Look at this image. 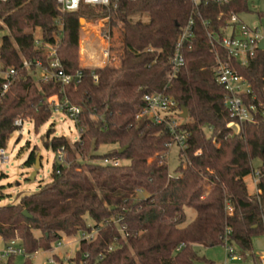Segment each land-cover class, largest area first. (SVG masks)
Segmentation results:
<instances>
[{
    "label": "trees",
    "instance_id": "16d2710c",
    "mask_svg": "<svg viewBox=\"0 0 264 264\" xmlns=\"http://www.w3.org/2000/svg\"><path fill=\"white\" fill-rule=\"evenodd\" d=\"M246 10L247 0H199L196 5L191 0H110L107 7L82 4L76 12L62 11L54 0L0 1V29L7 30L0 43V67L16 72L0 101V148L18 129L13 124L17 116L30 120L35 131L48 121L49 97L66 98L80 108L78 140L69 144L64 136H54L44 142L64 159L53 165L51 181L15 204L0 206V237L23 246L20 264H35L31 254L51 251L63 237L94 230L91 240H79L73 257L63 262L53 255L55 262L215 264L198 255L195 246L221 245L225 227L238 250L252 251L251 239L264 236V116L238 123L230 117L214 71L217 58L227 62L249 83L245 101L264 105V50L241 65L223 48L212 47L207 36L219 35L232 14ZM112 14L123 24L121 65L80 66L79 18ZM190 19L191 37L182 48L185 67L173 74L170 59ZM56 21L60 35L55 39ZM45 44L55 46L64 73L80 72V77L66 85L35 79L36 62L47 67L52 59ZM146 93L170 95L180 114L183 107L187 111L185 119L179 114L177 130L189 136L186 148L178 151L174 174L166 164L174 143L167 121L136 118ZM102 145L112 147L101 153ZM35 157L32 150L24 164L34 165ZM105 157L122 163H97ZM254 159L259 160L260 193L250 192L246 182ZM186 209L194 213L189 220ZM17 257L12 254L0 264H16Z\"/></svg>",
    "mask_w": 264,
    "mask_h": 264
},
{
    "label": "rangeland",
    "instance_id": "374dc122",
    "mask_svg": "<svg viewBox=\"0 0 264 264\" xmlns=\"http://www.w3.org/2000/svg\"><path fill=\"white\" fill-rule=\"evenodd\" d=\"M238 16L244 25L252 29L256 28L258 35L264 37V0H247V10L241 12ZM107 17L106 19L97 20L79 18L81 35L78 42L77 56L80 66L91 68L115 67L119 63L123 50V24L113 14ZM142 19L146 20V17H142ZM113 25L116 26L117 31L113 30ZM101 33L108 34V40H102ZM6 34L7 30L5 28L0 29V43L2 37ZM106 47L109 50L107 58L102 55V49ZM114 56L119 59L113 61ZM38 77L37 72L34 78L38 79ZM51 112V117L37 131L34 130L30 120H23L22 126L10 135L4 147L8 161L0 166V206L15 204L19 202L21 197L38 192L41 186L51 181L52 167L54 164L59 163L57 159L59 153L45 147V141L54 136H64L69 144L78 140L79 131L74 119L60 110L51 108ZM161 114L171 115L178 122H181L179 111L162 112ZM233 128L235 129V127ZM111 147V145H102L99 152H105ZM32 150H35L36 155L40 156V167L37 169L34 178L30 179L34 167L33 165L26 166L24 163ZM178 151V145L173 143L166 153V164L170 174H174L178 165ZM258 165L259 160L254 159L252 161L254 171H256ZM246 182L248 190L250 192L255 191L251 175L246 177ZM185 213L187 220L194 214L190 209H186ZM86 222L88 225L92 224L89 217H86ZM35 233L39 236L38 232ZM81 236L80 233H77L72 237H63L59 247L53 248L52 251L38 250L37 254L31 256V260L35 264H50L48 259L56 255L63 262H66L68 258L74 256ZM251 242L252 251L243 252L239 250L245 256L240 261L226 262L225 250L222 245L212 247L195 246V250L198 255L204 256L215 264H255L257 256L264 253V236H255L251 239ZM251 253H254L255 261L251 259ZM22 258V256L17 257L16 264H20Z\"/></svg>",
    "mask_w": 264,
    "mask_h": 264
},
{
    "label": "built area",
    "instance_id": "2783aa9c",
    "mask_svg": "<svg viewBox=\"0 0 264 264\" xmlns=\"http://www.w3.org/2000/svg\"><path fill=\"white\" fill-rule=\"evenodd\" d=\"M1 2H6L8 0H0ZM56 4L60 7L62 11L65 12H76L79 10L80 6L83 5H92V6H102L107 7L110 0H54ZM219 4H226L231 0H210ZM191 2L196 5L199 0H191ZM239 14H232L227 20L225 26L220 29V34L218 35L215 32H208L207 36L212 45V47L219 46L225 50L227 55L241 65H246L251 57L258 50V44L261 39L258 35L256 28L252 29L244 25L241 19L238 16ZM108 17H105V19ZM59 30L54 34L53 37H58L60 35V23L56 21ZM193 21L190 19L188 23L182 28L181 33L178 36L176 41V46L174 49L173 56L170 59V65L172 68V73H177L180 69L185 67V61L182 54V48L187 39L191 37ZM102 40H108V34H100ZM36 44L41 43L39 39L35 41ZM47 52L52 59L49 62L47 67H42L39 62H36V67L38 68V79L43 81L48 80H59L61 85H66L72 80H76L80 77V72H76L74 75H69L63 72L60 68L59 60L56 57L55 46L50 44H45ZM103 57H108L109 50L106 48L102 49ZM24 66H28L26 61H23ZM15 70L8 69L2 70L0 67V101L4 92L8 89L9 85L14 81ZM215 80L219 83L225 93L223 96V105L230 114V117L234 118L238 122H254L257 118V115L260 113L264 116V105L255 104L253 102H246L244 97L250 95L251 90L248 81L237 72L225 61L217 58V65L214 71ZM145 106L138 113L136 118L146 116L152 121L159 123L162 121H167L169 129L173 135L174 143H176L179 149L186 148V141L189 136L188 132H182L177 130L178 122L171 115H162V112L172 113L174 111H179L177 108L176 101L165 93H146L143 95ZM251 99H254V96H251ZM47 105L49 108L54 110H60L65 112L69 117L74 119L77 123L78 114L80 108L76 105L70 104L66 98L58 99L57 96H51L47 99ZM14 126L21 127L23 124V119L17 116L13 121ZM231 127H237L235 122L229 123ZM79 131V129H78ZM58 162L64 164V159L61 153L58 154ZM8 161V157L5 155V150L3 147L0 148V166L5 164ZM102 165H112L118 166L122 163L121 160L115 158L105 157L97 161ZM252 184L255 188L256 193H260L261 190L257 187L259 172L253 171L251 174ZM226 210L228 213L232 212L230 205H227ZM96 231L94 230L88 234H82L81 238L85 240H91L95 235ZM80 238V239H81ZM222 246L225 250V261H240L245 257L242 252H240L234 243L231 240V229L230 227H225L223 234L221 235ZM62 239L54 244L53 248L59 247L61 245ZM0 242H3L0 237ZM4 243V242H3ZM182 244L178 247V249ZM53 250V249H52ZM51 250V251H52ZM38 251L31 254L29 257L37 254ZM16 254L18 256L24 257L26 255L23 246L17 239H11L8 242L3 244V247L0 248V260L8 258L10 255ZM250 255H254L251 253ZM87 254L84 255L86 257ZM252 259V257H251ZM48 263H55L53 256L48 259ZM73 264H85L84 261L80 260L78 263ZM227 264V263H226ZM255 264H264V253H261L257 256Z\"/></svg>",
    "mask_w": 264,
    "mask_h": 264
},
{
    "label": "water",
    "instance_id": "95a60500",
    "mask_svg": "<svg viewBox=\"0 0 264 264\" xmlns=\"http://www.w3.org/2000/svg\"><path fill=\"white\" fill-rule=\"evenodd\" d=\"M80 20H82V19H80ZM258 50H264V39H261L260 40V42L258 44ZM180 117L182 119H185L187 117V111H186V109L184 107L182 108V112L180 114ZM123 150L124 149H120L119 152H122ZM33 167H34V171L31 173V175L29 177L30 179L34 178V176L37 173V169L40 167V156L39 155H36V157H35V163H34ZM22 214L24 216H26V217H30V215L27 213L26 210H23L22 211Z\"/></svg>",
    "mask_w": 264,
    "mask_h": 264
},
{
    "label": "crops",
    "instance_id": "0c3cea01",
    "mask_svg": "<svg viewBox=\"0 0 264 264\" xmlns=\"http://www.w3.org/2000/svg\"><path fill=\"white\" fill-rule=\"evenodd\" d=\"M121 61H122V57L120 58V61H119V63H117L116 65H115V67H118V66H120L121 65ZM91 68V67H90ZM3 242H0V248H2L3 247Z\"/></svg>",
    "mask_w": 264,
    "mask_h": 264
}]
</instances>
